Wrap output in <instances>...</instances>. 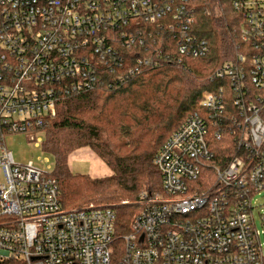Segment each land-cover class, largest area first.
Instances as JSON below:
<instances>
[{
    "label": "built area",
    "instance_id": "built-area-1",
    "mask_svg": "<svg viewBox=\"0 0 264 264\" xmlns=\"http://www.w3.org/2000/svg\"><path fill=\"white\" fill-rule=\"evenodd\" d=\"M192 1L0 0V264H113L118 238L116 264H264L252 202L264 191V0H242L248 49L214 73L231 86V126L222 121L224 89L205 92L202 112L154 154L161 190L139 194L127 233L117 235L110 206L63 209L49 164L17 163L4 143L7 134L32 132L40 146L35 134L58 98L93 89L101 74L123 81L207 54L206 41L190 34ZM136 46L145 50L131 66L124 52ZM210 136L238 154L212 165Z\"/></svg>",
    "mask_w": 264,
    "mask_h": 264
},
{
    "label": "trees",
    "instance_id": "trees-1",
    "mask_svg": "<svg viewBox=\"0 0 264 264\" xmlns=\"http://www.w3.org/2000/svg\"><path fill=\"white\" fill-rule=\"evenodd\" d=\"M241 3L242 0L191 2L194 23L190 34L206 41L207 54L144 67L123 81L117 80L114 73L101 74L103 80L93 89L58 98L54 117L38 130L43 133L41 149L54 160L50 176L57 185L63 209L89 204L110 206L117 218V235L127 233L140 210L139 194L161 190L154 154L188 116L202 112L200 102L205 92L224 89L222 121L225 127L231 126L228 119L236 115L229 93L231 86L214 73L224 63L233 61L236 51L248 49L240 42V29L245 22ZM144 50L137 46L126 50V63L135 65L136 56H143ZM213 128L220 129V125ZM80 147L90 148L114 173L101 178L72 174L68 155ZM209 147L214 153L212 165H222L227 156L238 154L226 141L212 136ZM122 253L118 238L113 264Z\"/></svg>",
    "mask_w": 264,
    "mask_h": 264
},
{
    "label": "rangeland",
    "instance_id": "rangeland-1",
    "mask_svg": "<svg viewBox=\"0 0 264 264\" xmlns=\"http://www.w3.org/2000/svg\"><path fill=\"white\" fill-rule=\"evenodd\" d=\"M32 132H16L7 134L4 138L6 148L12 152V156L17 163L25 164L28 161L46 167L49 164L51 171L54 166L53 157L44 152L40 146L34 145L30 136ZM35 136L43 138V133H36ZM48 159V162L45 161ZM68 169L72 174H85L92 178H101L112 175L114 172L105 164V162L90 148L80 147L73 150L67 159ZM253 217L256 229L259 232L264 231V224L261 222L259 213H264V191L254 194ZM260 241L264 245V234L260 236ZM123 247V243H122Z\"/></svg>",
    "mask_w": 264,
    "mask_h": 264
}]
</instances>
